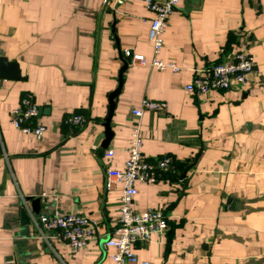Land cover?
<instances>
[{
	"label": "crops",
	"instance_id": "obj_1",
	"mask_svg": "<svg viewBox=\"0 0 264 264\" xmlns=\"http://www.w3.org/2000/svg\"><path fill=\"white\" fill-rule=\"evenodd\" d=\"M150 17L145 0H0V57L17 63L19 75L0 77V264H113L103 241L116 226L121 191L106 190V170L123 166L136 121L130 110L143 98L167 107L142 114V151L171 156L175 174L137 185L134 207L163 209L169 218L164 233L134 243L138 257L150 264H264V0H179L158 55L179 70L129 63L103 148L124 49L147 61L154 56ZM236 49L255 61L245 84L184 91L198 69ZM27 92L44 109L35 119L46 127L39 140L10 123ZM54 210L98 220L76 253L34 223Z\"/></svg>",
	"mask_w": 264,
	"mask_h": 264
},
{
	"label": "built area",
	"instance_id": "obj_2",
	"mask_svg": "<svg viewBox=\"0 0 264 264\" xmlns=\"http://www.w3.org/2000/svg\"><path fill=\"white\" fill-rule=\"evenodd\" d=\"M120 1V0H118ZM107 0H103L106 3ZM151 13L148 29V42L153 50V58L147 61L143 55L132 54L124 49L123 55L130 58V63L140 66L155 67L160 70L171 69L177 72L179 67L172 62H163L159 53L163 47V32L170 15L175 11L179 0H145ZM255 69L251 54L242 49L234 50L230 59H224L210 66L198 69L192 80L184 85L186 93L206 94L213 90L228 89L232 84L243 85ZM165 101L143 98L139 106L132 107L130 113L136 119L130 130L127 157L121 168L109 167L106 170L105 188L113 190L119 187L118 216L116 226L103 241L105 250L112 248L109 254L113 264H150L140 259L133 249L135 242H148L155 233H164L169 227V218L163 209L134 207L138 193L137 185L154 184L165 172H173V158L169 155L148 158L142 151L140 118L145 111H164ZM38 106L31 93H24L19 103L10 111V123L19 131L41 139L45 125L36 122ZM73 117L72 122H77ZM107 157L113 156V149H107ZM55 197L54 194H51ZM43 236H51L68 244L72 253L83 248L94 236L98 220L84 214L63 213L54 210L51 214H40L33 218Z\"/></svg>",
	"mask_w": 264,
	"mask_h": 264
},
{
	"label": "water",
	"instance_id": "obj_3",
	"mask_svg": "<svg viewBox=\"0 0 264 264\" xmlns=\"http://www.w3.org/2000/svg\"><path fill=\"white\" fill-rule=\"evenodd\" d=\"M121 59L123 61V64L119 70L118 77H117V86L109 92L108 94V113L103 119V127H104V139L102 141L101 146L103 148H106L109 144L110 139L112 138L113 131L110 126L111 118L114 112L115 108V98L119 94L121 87H122V80H123V72L127 69L129 63H130V58L129 57H122ZM4 68L6 69V72L3 73ZM2 76H9L12 78H17L19 77L17 73V63L15 62H10L5 64V59L0 57V77ZM41 111H44L43 108H39L38 112L40 113ZM193 166V163H190L185 166L184 170L182 171L180 175V179H183L185 177L186 172ZM39 201L40 199L33 198L31 199V209L33 214L39 213ZM21 220L22 222L27 223L29 221L28 215L24 209L21 210Z\"/></svg>",
	"mask_w": 264,
	"mask_h": 264
},
{
	"label": "trees",
	"instance_id": "obj_4",
	"mask_svg": "<svg viewBox=\"0 0 264 264\" xmlns=\"http://www.w3.org/2000/svg\"><path fill=\"white\" fill-rule=\"evenodd\" d=\"M219 61H221V60L215 61L214 63H217V62H219ZM166 173H174V174H175V170H173V172H165V173H163V175L166 174ZM169 175H170V174H169Z\"/></svg>",
	"mask_w": 264,
	"mask_h": 264
}]
</instances>
